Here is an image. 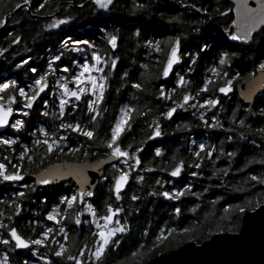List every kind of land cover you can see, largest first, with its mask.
<instances>
[{
  "label": "trees",
  "instance_id": "obj_1",
  "mask_svg": "<svg viewBox=\"0 0 264 264\" xmlns=\"http://www.w3.org/2000/svg\"><path fill=\"white\" fill-rule=\"evenodd\" d=\"M21 3V9H15L14 5ZM40 3L45 7L37 11ZM83 5V7H80ZM136 5H143L137 8ZM200 9V11H197ZM234 5L227 0H115V4L109 11L96 9L90 0H30L28 6H23V0H0V19L7 22L0 27V48H7V53L0 56V82L14 80L20 87H25L32 77H38L42 72H55L49 70L47 65L52 60L53 55L63 51L61 61L53 63V69L68 67L69 73L74 69L73 61L79 59L77 54L67 49H62L60 42L66 38V34L81 39L90 40L96 44L101 54H105L104 33L117 34L118 47L111 50L108 46L106 55L117 58V65L113 75L109 78V88L105 94V100L101 104L103 113L98 126V135L103 137L105 129L114 118L118 116L119 109L131 103L136 107L146 110L149 115L144 118H137L130 132L124 133L121 137L123 143H132L133 147L143 142V151L138 155L141 157V168H152L156 172H148L144 179L137 183L131 180L127 189V195L116 202L114 197L109 196V185L105 180H101L94 192L93 202L98 208V215L106 212V205L111 204L114 208L119 206L123 211L119 214L122 222L127 221L129 232L119 236L120 246L112 250L108 255L106 264H147L158 255L176 249L188 241H195L198 244L210 239L217 233L239 232L242 226L243 215L246 211H253L264 204V188L261 184L251 180L253 175L264 178V134L258 132L259 128H264V93L258 98L256 105L259 106L256 112H245L244 105L239 101L224 113L221 123L224 128H232L234 131L223 129H211L202 124L199 116L193 112L179 113L172 122L166 123L160 112L166 110V106L171 101L157 102L155 85L162 83L156 78L160 63L166 60L168 48L163 41L181 39V51H187L188 55L182 56L183 66L176 70L177 77L183 75L188 80L187 85H182L172 99L181 102L183 92L195 95L203 80L208 79L207 92L201 93V97L214 96L216 89L220 85L218 78L212 79L209 69L215 66L218 56L225 54L230 59L229 76L239 75L237 82L251 78L259 68V63L264 62V29L257 33L253 39L244 46L235 44L228 38V34L221 32L229 29L234 21ZM227 12V16L220 15ZM70 17L67 25H61L57 29H47L46 25L54 19ZM103 30V33L102 31ZM21 37L18 44H11V40ZM161 41V52H153L146 47V41ZM196 57V62L191 63L190 57ZM28 60V64L17 68L16 64ZM141 64H147L150 75L141 78L137 71ZM59 65V67H57ZM37 67V73L28 71L29 67ZM190 68V71H189ZM124 71L131 76L135 73L136 78L144 79L146 91L136 93L130 85H125L121 79ZM252 73V76H249ZM68 74V73H64ZM166 84V91L174 85L171 83L172 77ZM135 95V99L133 96ZM48 117H43L39 112L45 111L42 104L30 112L29 117H23L26 121L24 128L19 133L23 143L28 142L30 154H42V149L35 146L33 141L38 139L34 133L39 128L47 131H55L57 135L66 136L72 146H79V141H84V137H77L76 133L65 131L58 125L64 123H81L88 125L87 114H79L85 109L84 103L77 104V110L65 113L61 120L56 119L59 114L56 101L48 99ZM82 102V101H81ZM79 103V102H77ZM83 108V109H82ZM227 108V107H226ZM233 109H237V118L246 120L248 127L240 128L238 124L230 123L229 118ZM227 110V109H226ZM74 117V119H73ZM157 119L161 121L162 129L165 133L163 140L150 145H146L147 121ZM187 124V129H181L178 125ZM15 130V129H13ZM193 132L194 134H191ZM196 136V140L204 139L205 150L209 147L214 149L212 158L201 159L199 175L186 188L189 192L176 200H168L162 196L149 195L151 192L169 191V188H160L155 183L156 179L161 180V169H170L175 164L183 162L187 167L196 163L198 159L194 151L190 149L189 136ZM241 135L244 138H241ZM232 136V140L226 139ZM200 138V139H199ZM159 147L163 153L161 157L154 155V149ZM15 151L19 153L20 148L15 146ZM90 153L84 157L79 154L60 153V159H68L75 162H95L104 158V149L88 148ZM14 150H12L13 152ZM235 151L236 156L229 159L221 155V152ZM194 152V153H193ZM200 157H204V152L198 150ZM6 156L13 160L16 153L8 150ZM219 156V159L216 157ZM59 157L53 155L46 160L43 166L26 165L30 173L41 171L51 163L57 162ZM189 168V167H188ZM194 168V167H193ZM193 168H189L190 171ZM228 168L229 172L224 175L218 169ZM112 167H109L104 175L111 176ZM216 172V175H213ZM134 173L132 176L134 177ZM183 187H185L184 184ZM30 191L29 199V236H37L38 231L32 227L31 212L37 208L36 204L40 197H33ZM56 191H52L55 193ZM4 193V191H3ZM65 193V190L60 192ZM136 195L139 199H130ZM53 197H58L53 194ZM51 196V197H52ZM34 200V201H33ZM22 203V201H19ZM47 210L48 203H44ZM24 208V207H23ZM180 208L177 214L175 209ZM244 208V212L239 209ZM14 210L13 207H10ZM17 223L16 225H19ZM66 226L68 230V246L73 253L84 243L91 246L93 237L86 224L76 226L72 217L67 216ZM161 229L164 230L161 234ZM21 231H25L22 225ZM28 233V232H27ZM160 239H157V237ZM43 256H47L51 261L60 262L50 254V248L41 247L39 250ZM0 250V254H1ZM32 260V259H31ZM39 264V263H38ZM70 264V262H63Z\"/></svg>",
  "mask_w": 264,
  "mask_h": 264
},
{
  "label": "snow or ice",
  "instance_id": "obj_2",
  "mask_svg": "<svg viewBox=\"0 0 264 264\" xmlns=\"http://www.w3.org/2000/svg\"><path fill=\"white\" fill-rule=\"evenodd\" d=\"M91 4L99 10L109 11L111 7L114 6L115 0H90ZM260 7L249 8L247 6V0H243L242 11H237V19L232 21V26L236 29L235 32L226 29L228 38L231 41H245L247 42L251 37L253 30L258 24H264V0H258ZM30 0H23V6H28ZM45 7L44 3H40L37 11ZM83 7V5H80ZM137 8H142L143 5H136ZM15 9H21L22 4L16 3L14 5ZM200 11V9H197ZM220 15L227 16V12H221ZM70 21V17L63 19H54L52 22L46 25L47 29H57L61 25H67ZM5 19H0V27L6 24ZM103 33V30H101ZM104 43H105V54H101L99 47L96 44L90 42L87 39H81L79 37H73L70 34H66V38L62 39L60 46L62 49H69L71 52H85V49H91L90 55L85 52L84 59L77 63L73 61L74 70L70 73V76L66 77L64 75L59 76L55 81L56 92L53 95L58 98V110L59 114L56 115V119L61 120L65 116L66 106L71 105L70 110L75 111L77 104L75 102H81L83 98V103L85 109L81 111L83 115L84 111L87 113L88 125L82 126L81 123H64L63 121L58 125L59 128L65 131H71L77 134V137H84V141L78 140L79 146L68 147L67 151L70 154H79L82 152L84 157H88L90 154L95 155L96 153H90L88 148L104 149L102 156L103 159L97 160V165H103L106 163L111 164L114 170L111 176L102 175L100 179L108 182L109 185V196L114 197L116 202L121 201L127 192H123L125 185L128 184L130 178L134 179L137 183L144 179L138 173L133 177L132 173L136 172L137 167L141 166V157L138 155L143 151V142L139 145L133 147L132 143H123L121 137L124 133L130 132L132 130L133 124L136 123L137 118H144L149 115L146 110H142L129 102V104L123 105L119 109V114L114 118V122H110L108 127L105 129V134L103 137L98 135V126L100 124V119L103 116L101 111V104L105 100V94L109 88V78L112 77L113 71L117 65V58H113L112 55H106L108 52V46L111 50H115L118 47V40L120 39L117 34L104 33ZM21 37L16 36L11 40V44H18ZM161 41H146V47L152 49L153 52H161ZM166 48L169 49L167 52L166 60L160 63L159 71L156 73V78L164 82L155 85L156 88V99L159 101H171L169 105L166 106V110L160 112V117L163 120H171L174 113H177L178 109L187 111L189 108L199 111L204 109L205 112L217 109L220 104V99L215 96H204L201 97V93L207 92V85L209 80L206 78L203 80V86L198 89L195 95H191L188 92H183L181 97V102H177L172 99V93H175L182 85H187L188 80L185 79L183 75L177 77V73L173 71V66L178 65L181 62L182 56L188 55L187 51H181V39L176 38L175 40L163 41ZM83 45L84 48L79 47ZM7 48H0V56L7 53ZM63 51L60 54L53 55L52 60L48 62V69L55 72L53 69V63L56 61H61ZM191 63L196 62V57H190ZM24 64H28V60H22V63L16 64L17 68L23 67ZM59 67V65H57ZM140 72L141 78H146L150 75L149 68L147 64H141L137 71ZM262 74H264V62L259 63V69ZM28 71L31 73H37V67H29ZM62 73H69L68 67L59 68ZM190 71V68H189ZM211 73V78H218L221 82L220 86L216 89L219 94L227 97L233 92V82L239 79V75L229 76L230 71V59L225 54H220L215 66L209 69ZM172 74L171 83L174 85L169 91H166V84L169 83L168 78ZM49 72L45 71L42 75L38 77H32V84L28 86V91L26 92L24 87H20L16 81L9 80L7 82H0V129L11 128L15 129L17 132L24 128L25 124L31 123V121H26L24 119L14 118L10 122V117H13L14 112H18L21 117H29L30 111L33 109V104L39 98L40 104L43 105L45 111L39 112V105L36 111L43 117H48L50 113L47 111L49 106V101L41 96V93L47 95L46 89H49V84L47 77ZM249 73V76H252ZM121 79L124 84L130 85L131 89L136 90V93H143L146 91L144 79H138L133 73L129 76L127 71H124L121 75ZM245 82L247 78H245ZM71 85V87H70ZM135 99V95L133 96ZM54 103V101H53ZM14 105L16 106L14 108ZM248 112L249 109H245ZM237 109H233L231 112L229 122L238 124L240 128H246V120L243 118H237ZM196 113L193 112V115ZM264 115V111L261 112ZM74 119V117H73ZM199 119L204 123L205 126L211 129H223L225 131H234L232 128H224V125L216 117V113H213L211 122L205 119V114L200 113ZM147 128L149 131L146 133L147 140H155L156 138L163 137L165 135L162 127L161 121L157 119H152L150 122L146 120ZM181 129H187L188 125H178ZM39 136L42 139H35L33 141L35 146H39L42 149V154L36 155L30 154V149L24 148L15 157V162L10 160L7 156L3 157L5 162H0V181L2 182H23L25 181V166L27 165H39L43 166L45 161L50 159L57 152H63L64 148L67 147L65 141L68 139L63 135H57L55 131H47L45 128H39ZM258 132L264 134V128H259ZM5 132H0V145L5 146L10 149L17 142L13 139L4 138ZM243 139L244 136L241 135ZM226 139L232 140V136H228ZM154 149V155L156 157H161L163 155L159 147L155 145L151 146ZM201 151L204 152V157H200V153H194L199 159L212 158L214 148L209 147L205 150V144L201 143L199 145ZM221 155L226 156L229 161L236 156L235 151L221 152ZM219 159V156L216 157ZM116 161L117 163H113ZM264 163V160L261 161ZM184 167L183 162L177 163L172 167V170L168 172L170 177H178L181 174L182 168ZM189 168H201V163L196 162L194 164H189ZM145 171L152 172L154 169L145 168ZM166 171V169H161ZM47 175H37L34 181L35 185H43L52 187L56 177L64 179L68 176H74L79 181V189L74 190L72 188L66 189L64 194L57 193L58 205L65 206L64 211L67 212L68 209L79 208L76 211L74 224L80 226L82 223L89 224L92 226L91 236L93 237L91 241V246L88 243H84L82 247H78L77 252L73 253L71 248L68 246V233L65 227L60 224V221L64 220V216L58 207H53L52 210L47 214L46 219L52 221L58 225V228L54 229L52 227L44 228L36 238H25L19 232L17 227H8L5 224L0 223V228H8L7 238H0V244L10 245L13 244L14 249H27L31 252L33 256L36 255L35 251H32V246L47 247L50 248V254L57 258L60 264L67 261L70 264H106L108 255L111 254L112 250L120 246L121 240L119 236L124 235L129 232V227L127 221L122 222L119 218V214L123 209L119 206L113 207L111 204L106 206V213L103 215H98L95 210L94 202L91 198L94 196V191L90 188H86L87 183L84 178L83 168H71L67 171L60 169L59 167H54L49 171L48 168L44 169ZM217 171L222 172L227 175L229 172L228 168L218 169ZM191 176L196 177L199 175L198 172L192 171L189 173ZM216 175V172H213ZM251 180L256 181L259 184L264 185V178H259L255 175L251 177ZM170 181H162L156 179L155 183L163 189L165 183ZM24 189H29L34 192L36 189L26 182L21 185ZM185 192L190 193V188H186L184 192L181 191H159L151 192L149 195L162 196L168 200L180 199ZM192 195H197L196 193H190ZM16 197L19 199H26L28 195L25 191H17L15 193ZM131 200L135 201L139 199L136 195L130 197ZM3 201H0L2 203ZM10 207L14 208L13 215L19 216L22 210V203L16 200L11 201ZM176 213H180V208L175 209ZM239 211L242 213L245 211L244 208H240ZM87 214L86 218L82 221L81 216ZM2 215V213H0ZM59 217V220L57 219ZM87 217H90L87 218ZM115 217V219H114ZM9 220L12 216L8 217ZM101 221L103 223H101ZM164 230L161 229V234ZM59 237V239L57 238ZM157 239H160L158 236ZM14 242V243H13ZM44 264H57V261H51L47 256L43 257ZM0 264H10L9 255L0 254ZM27 264V262H25Z\"/></svg>",
  "mask_w": 264,
  "mask_h": 264
},
{
  "label": "water",
  "instance_id": "obj_3",
  "mask_svg": "<svg viewBox=\"0 0 264 264\" xmlns=\"http://www.w3.org/2000/svg\"><path fill=\"white\" fill-rule=\"evenodd\" d=\"M234 5V18L237 19V11H242L243 0H227ZM247 6L249 8H258L260 3L258 0H247ZM264 29V24H258L253 30V33L247 42L245 41H235L237 44L246 45L248 44L253 37ZM230 31L235 32L236 29L231 26ZM224 34H227L225 30H222ZM181 47V46H180ZM183 66V60L178 65L173 66V71L179 70ZM259 69V68H258ZM256 70L255 76L251 79H248V82H242L237 87L238 95L241 101L246 105H253L256 97L264 90V74L259 70ZM172 77L170 76L168 80ZM162 81V80H161ZM164 82V81H162ZM49 84V82H48ZM50 89V84H49ZM49 89H46L48 93ZM234 92V88H233ZM232 92V93H233ZM230 93V94H232ZM191 94V93H189ZM229 94V95H230ZM192 95V94H191ZM223 96L222 94H219ZM228 95V96H229ZM42 97H45V93H41ZM39 102V98L33 104V109L36 104ZM32 109V110H33ZM29 110V111H32ZM214 110V109H213ZM211 110V111H213ZM183 110L178 109L177 113L173 114L171 120H164L166 123L171 122L178 113H183ZM15 116L10 117V122H12ZM162 127V126H161ZM10 128L0 129V132H7ZM164 137L156 138L155 140H147L146 145H150L156 142H160ZM103 159V158H102ZM113 163H117L113 161ZM59 167L62 170L67 171L71 168H83L84 178L87 183L86 188H90L95 192L99 183L100 177L104 175L105 170L111 167V164L106 163L103 165H97L95 162H69L65 161L58 164H53L47 168L51 171L52 168ZM141 166L137 167V173L140 170ZM152 171L151 173H155ZM132 173V175H133ZM48 173L44 170L33 176V179L37 178V175H47ZM163 175H168V172H162ZM183 168L181 174L178 177H170L174 180H180L182 178ZM132 178L129 179L128 184L125 185L123 192H126L128 186L131 183ZM68 182H73L79 189V181L74 176H68L64 179L56 177L52 187H57ZM8 183H20V182H8ZM262 185V184H261ZM264 188V185H262ZM39 189L50 188L48 186L37 185ZM93 198V197H92ZM91 198V199H92ZM14 243V242H13ZM21 251L27 249H19ZM147 264H264V204L260 205L253 211H246L243 215L242 226L239 232L235 233H217L214 234L210 239L204 241L201 244L196 243L195 241H188L182 246L173 249L162 255H158L151 259Z\"/></svg>",
  "mask_w": 264,
  "mask_h": 264
},
{
  "label": "flooded vegetation",
  "instance_id": "obj_4",
  "mask_svg": "<svg viewBox=\"0 0 264 264\" xmlns=\"http://www.w3.org/2000/svg\"><path fill=\"white\" fill-rule=\"evenodd\" d=\"M235 44H237V43H235ZM237 45L244 46V45H241V44H237ZM43 73L44 72H42L40 75H42ZM57 73L61 74L62 72H60L59 70H56L55 73L52 76L48 75V77H47V81L50 84V89H49L47 95L45 97H43L46 100L50 99L49 92L53 90L54 80L56 79ZM233 75H235V74H233ZM254 76H255V73H254V75L251 78H253ZM251 78H249V79H251ZM244 81L236 83V81L234 80V82H233L234 92L232 94H230L229 96H227V97L220 96L219 93L216 91V94L214 96L220 99V104L217 106V109H214L213 111H207V112H205V110L202 109V110L199 111V115L198 116H200V113L203 112L205 114V119H208L209 122H211V118L213 116V113H216V117L221 121L224 118V116H225L224 113H226L229 110L230 106H234L237 101H239L242 105H244V109H246V108L249 109L248 112H250V113L256 112L258 110V108H259V106L256 105L257 100H258V98H260V96L263 95L264 90L256 97L255 102H254L253 105H246V104H244L241 101V99H240V97L238 95V92H237V87ZM30 82H33V80L32 81H28L27 83L29 84ZM218 86H220V85H218ZM209 97H211V96H209ZM39 103H40V101L36 105H38ZM75 103L76 104H82L83 103V98H82V102H79V103L75 102ZM15 107L16 106L14 105V108ZM76 110H77V107H76L75 111ZM189 111L190 110L188 109L187 111H184L183 113H187ZM67 112H68V110H65V113H67ZM70 112L72 113L74 111L71 110ZM84 112L86 113V111H84ZM14 118L23 119V117H21L18 114V112H15ZM14 118H13V120H14ZM202 124H204V123L202 122ZM20 132H21V130L17 132L16 130H13L11 128L7 132H5V137L4 138L13 139L17 143L14 144L10 149L6 148L3 145H0V162H5L6 163V161L3 160V157L6 156L5 152L7 150L9 152H11V153L15 152L16 153L15 157H16V156L19 155V153L22 151V149H24V148L30 149V146L28 145V142L23 143L22 140L19 138L20 137V135H19ZM34 134L35 135H39L38 131L36 133H34ZM191 134H194V133L191 132ZM195 137L196 136L193 137V135L189 136V138H188L189 140L188 141H189L190 149L193 150L195 153H197L200 148L198 147V149H197V146L194 143L195 141H197ZM39 138L42 139L43 137L39 136ZM201 143H204V139L203 140L202 139L198 140V144H201ZM65 144L67 145V147L64 148V151L62 153L70 154V153H68L67 148L68 147H74V146H72L70 144L69 139H67L65 141ZM15 146H17L18 148L21 149V151L19 153H17L15 151V149H16ZM213 148L215 149V147H213ZM12 150H14V151L12 152ZM60 153L61 152H57L55 155H57L59 157ZM71 155H74V154H71ZM65 161L75 162V161L68 160V159H60V157H59L57 162L51 163L50 165L62 163V162H65ZM200 161H201V159H199V158L196 160V162H200ZM13 162H15V159H13ZM50 165H48V166H50ZM183 165H184L183 174H182V178L180 180L171 179L170 177H168L166 175H163L162 172L160 174V176H161L160 178L162 180L170 181V184L171 185H175L177 188L183 186L181 184H184L185 188H186L188 185L192 184V182L197 178V177L191 176L189 173L192 172V171L199 172V169L193 168V170L190 171L189 168L185 164H183ZM48 166H46L45 168H47ZM45 168H43L41 171H43ZM144 169L145 168H143V169L140 168V170L137 173L140 176L145 177L146 174L148 173V171H145ZM171 170H172V168L166 170L165 172H170ZM41 171L30 173L28 171V169H25V181L20 182V183H8V182L0 181V201H3L2 203H0V213H2V215H0V223L5 224L8 227H17L18 232L22 236H24L25 238H36L38 235L37 236H33V237L29 236L30 218H29L28 207H29V199H30V190L22 188L21 185L23 183L26 182L28 185H31L33 188H35L36 192L39 191L38 193H32L34 198L35 197L36 198L40 197V200H38V203L36 204L37 208H35L31 212L32 221H34L33 224H32V227L36 228L39 233L46 227H52V228L56 229V228H58L60 226V225H58V224H56V223H54L52 221H48L46 219L47 214L52 210L53 207H58L60 212H61V215L64 216V220L60 221V224H62L65 227V230H66L67 233H69L68 230H67V226L65 224L66 221H67V216L70 215L72 217V220L74 221L75 220L76 211H79V208H74V209H68L67 212H65L64 211V207L65 206L58 205V203H57L58 197L56 198V197L52 196L53 194L60 193L61 191L69 189V188H72L74 190H78L77 186L73 182H68L66 184H62V185H59L57 187L39 189V188H37V185L34 184L35 179H33V176L38 174ZM137 173H135V174H137ZM21 190H23V191H25L27 193L28 198H26V199L22 198V199L18 200V198L16 197L15 193L17 191H21ZM3 191H4V193H3ZM52 191H56V192L52 193ZM14 200H16L18 202L22 201V210H21L19 216H14L13 215V211L14 210H11L10 206H9L11 201H14ZM91 201L93 202V198L91 199ZM45 202L48 203V206H47L48 209L47 210L45 209V206H44ZM94 206H95V204H94ZM97 209L98 208L95 206V210L97 212H99ZM9 216H12L11 220L8 219ZM86 216H87L86 214L82 215L81 216V220L83 221L86 218ZM87 218L90 219V217H87ZM57 219L59 220V217H57ZM17 223H20V224L16 225ZM21 225H22L23 229H25V231H21L20 230ZM86 226H88L89 228L92 229L91 225L86 224ZM7 231H8V228H0V238H7ZM57 238L59 239V237H57ZM40 249H41V247H39V246H32V251H36V253ZM0 250L2 251L1 254L9 255L10 264H25V262H27V264H30L31 262H33L31 259H34L33 255L31 254V252L29 250L21 251L19 249H14L13 244H10V245H2V244H0ZM40 254L42 255V253H40ZM36 264H38V263H36Z\"/></svg>",
  "mask_w": 264,
  "mask_h": 264
},
{
  "label": "rangeland",
  "instance_id": "obj_5",
  "mask_svg": "<svg viewBox=\"0 0 264 264\" xmlns=\"http://www.w3.org/2000/svg\"><path fill=\"white\" fill-rule=\"evenodd\" d=\"M79 47L84 48L83 45H80ZM67 50H69V49H67ZM69 51H70V50H69ZM91 51H92L91 49H85V52H86L87 54H89V55H90ZM85 52H74V53L77 54V58H79V59L75 60V62H77V63L81 62V61L84 59ZM72 68L74 69V65H73ZM55 75H56V74H55ZM61 75H64V76L68 77V76H70V73H68V74H64V73L58 74V73H57V75H56V79H57L59 76H61ZM56 79L54 80V87H53V90L50 91L49 94H50V99L53 100V101H56L57 104H59V100H58V98H56V97L53 95V93L56 92V88H55V81H56ZM7 81H8V80H7ZM7 81L5 80L4 82H7ZM30 84H32V82H30L29 84H27V85L24 87L25 90H26V92L28 91V86H29ZM70 87H71V85H70ZM73 102L75 103V101H73ZM70 107H71V105L66 106V109H65V110H67V109L70 108ZM189 110L197 111V110H195V109H191V108H189ZM200 110H202V109H200ZM200 110H199V111H200ZM199 111L196 113L197 116L199 115ZM37 138L40 139V138H39V135L37 136ZM194 143H195V145L197 146V149H198V147H199L200 144H198V141H195ZM161 180H162V179H161ZM162 181H166V180H162ZM169 184H170V182L164 184V187L169 188V191H177V190H178V191L184 192L185 189H186V188L183 187V186L177 188L175 185H171V184L169 185ZM86 215H87V214H86ZM114 219H115V217H114ZM101 223H103V222L101 221ZM35 252H36V251H35ZM33 257H34V259H32L33 262H31L30 264H36V263L44 264V260H43V257H44V256L40 254V251H37L36 255L33 256ZM48 259H49V258H48ZM49 260H50V259H49Z\"/></svg>",
  "mask_w": 264,
  "mask_h": 264
}]
</instances>
